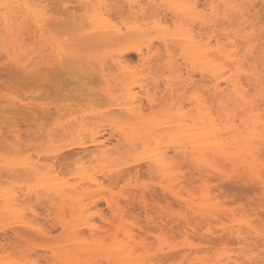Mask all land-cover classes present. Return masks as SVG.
<instances>
[{
	"label": "snow or ice",
	"instance_id": "obj_1",
	"mask_svg": "<svg viewBox=\"0 0 264 264\" xmlns=\"http://www.w3.org/2000/svg\"><path fill=\"white\" fill-rule=\"evenodd\" d=\"M0 24L5 31L0 72L6 76L14 71L17 76L12 80L6 76L2 87L5 127L15 135L0 138V173L6 178L0 195L9 208L0 217L5 237L0 264H264V197L259 216L244 205H237V211L210 197L189 199L187 208L149 198L154 184L165 191L178 185L179 166L188 164L190 156L192 167L221 176H250L264 187V0H225L203 6L194 0L147 4L142 0H0ZM100 35L121 39L97 45L95 37ZM192 46L200 51L199 60L188 56ZM37 48L47 54L46 61L35 58ZM129 49L140 53L134 66L122 63L121 53ZM44 65L67 72L75 86L47 96L43 90L27 91L25 81L51 83V72ZM197 74L199 78L193 79ZM137 82L146 94L133 92ZM137 101L142 108L145 101L154 109L160 107L167 126L181 129L180 136L175 130L171 136L184 153L182 161L179 156L169 159L151 140L128 137L127 117L114 109ZM174 115L183 119H168ZM21 121L27 125V136L19 129ZM98 124H110L116 135L135 144L105 165L115 174L107 182L100 181L99 169L93 171L95 163L86 167L78 158L59 165L57 171L64 148L85 146L88 127L95 142ZM164 126L165 122L157 125L160 130ZM68 188L73 189L71 205ZM12 193H17L14 199ZM45 199L52 201L49 215L61 221L65 232L81 221L91 224L83 219L87 211L104 220L94 227L106 235L95 238L94 233L81 241L75 257L69 258L57 236L43 229L23 231L21 226L28 227L26 213L35 215ZM85 199L106 200L111 215L105 216L101 209L82 211ZM137 201L147 223L133 222L128 215ZM69 206L72 220L65 224ZM225 218L231 224L223 223ZM213 221L221 232L216 233ZM228 233L237 238L235 248L229 247ZM189 249L206 254L192 259ZM174 250L188 255L177 262L169 255ZM137 254L151 259H126Z\"/></svg>",
	"mask_w": 264,
	"mask_h": 264
},
{
	"label": "rangeland",
	"instance_id": "obj_2",
	"mask_svg": "<svg viewBox=\"0 0 264 264\" xmlns=\"http://www.w3.org/2000/svg\"><path fill=\"white\" fill-rule=\"evenodd\" d=\"M153 42V44H155V45H157L158 46V42H156V41H152ZM144 50V53H146L147 52V46H145L144 48H143ZM154 49V51H155V48H153ZM131 57H133V59H130V61H127V64L128 65H136L137 63H139V60H138V56L137 55H134V54H132L131 55ZM126 64V65H127ZM62 71V70H61ZM11 72H13V71H9L7 74H6V76H7V79H9V80H12V79H14V77H12V73ZM50 72V71H49ZM57 72L58 73H60L59 72V70H57ZM56 72V74H58ZM15 73V72H14ZM51 73H53V72H51ZM62 73H63V71H62ZM64 73L66 74L67 72H65L64 71ZM63 73V76L64 77H68V80L67 81H65V82H68V85L70 84L69 83V81L71 82V77H70V75L69 76H65V74ZM66 74V75H67ZM16 74H14V76H15ZM51 75H53V74H51ZM54 75H55V73H54ZM6 76H5V73H3V72H0V102L2 101V99H3V96H2V87H3V81H4V79L6 78ZM57 76V75H56ZM56 76H54V77H56ZM15 77H17V76H15ZM52 78L53 79V83H51L52 85H53V87H52V89L54 88V89H57V87L59 88V86L61 85V84H65V83H61L60 84V82L62 81H60V79H62L63 77H61V76H58V77H61V78H58L57 77V79L56 78ZM66 78H65V80H66ZM69 78H70V80H69ZM199 78V76H198V74L197 75H195L194 76V79H198ZM16 79V78H15ZM58 80L59 79V81H58V84L56 85L55 84V82L57 83V81L56 80ZM54 80H55V82H54ZM64 81V80H63ZM62 81V82H63ZM114 81V80H113ZM36 82V81H35ZM30 83V84H29ZM31 83H33V85L31 84ZM38 82H36V83H34L33 81H26V83H25V85H26V90L27 91H29V92H31V91H33V89H36V90H40V88H41V90H43V92H44V94L47 96V95H55L57 92H55V91H57V90H52V89H50L51 88V86L52 85H50L49 86V84H48V88H46L45 89V87H43V86H41L39 83V85L41 86H38V84H37ZM72 85L70 86V87H67L68 85H67V83H66V86L64 85V88H66L67 87V89L66 90H69L71 87L73 88L74 86H75V81L72 79ZM99 83V79L98 80H96V84L97 85H99L98 84ZM35 84H37V87L36 86H34ZM55 84V85H54ZM114 84V83H113ZM57 86V87H56ZM115 86V85H114ZM36 87V88H35ZM62 88H63V85L61 86ZM71 88V89H72ZM136 89V91L134 90V88H133V92H136V93H139V92H141L142 90H140V88H139V86L137 87H135ZM61 89V88H60ZM44 90H46V91H44ZM61 90H63V89H61ZM66 90H64V91H66ZM47 91H50V92H47ZM143 92V91H142ZM153 92H155V88H153ZM144 93L146 94L147 93V89H144ZM2 103V102H1ZM1 103H0V105H1ZM145 103V107L144 108H142L141 107V105H140V103L137 101L135 104L137 105V108H138V110L140 109V113L139 114H142L141 113V111H143L144 113V115H143V119L144 120H146L147 121V119H151L152 117H150L149 115H152L153 114V116H154V118H155V116H157V118L160 116V115H162V114H159V116L158 115H154L155 113H162L161 111V108L160 107H156L155 109L151 106H148L147 105V101H145L144 102ZM3 104V103H2ZM134 104V105H135ZM130 105H131V103L129 104V106L128 107H130ZM133 105V104H132ZM136 105H135V107H136ZM170 106H171V104H169ZM2 106H4V105H1L0 107H2ZM169 106V107H170ZM178 106H179V104H178ZM78 107V106H77ZM124 107H126V106H124ZM132 107H134V106H132ZM176 108H177V105L175 106ZM180 107V106H179ZM177 109H179V108H177ZM0 110H1V108H0ZM2 110H3V112H2V114H4V109L2 108ZM1 110V111H2ZM11 109H9V111H10ZM1 111H0V114H1ZM52 113L54 114L55 112H56V109L55 108H53L52 110ZM69 111V110H68ZM72 110H70L69 112H71ZM1 114V115H2ZM71 114L72 115H75L76 113H74V112H71ZM149 114V115H148ZM163 114H165V113H163ZM145 115H146V118L147 119H145ZM4 116V115H3ZM2 116V117H3ZM1 117V120L2 119H5V118H2ZM54 117V116H53ZM52 117V118H53ZM66 117V116H65ZM64 117V118H65ZM67 117H69L70 118V116H67ZM149 117V118H148ZM162 117V116H161ZM161 117H159V119H162ZM55 118V117H54ZM154 118H152L151 120H153ZM90 120L92 119V118H89ZM156 119V118H155ZM0 120V121H1ZM66 120H68L67 118H66ZM70 120H71V118H70ZM69 120V121H70ZM149 121V120H148ZM71 122V121H70ZM69 122V123H70ZM1 123V122H0ZM72 123H73V121H72ZM71 124V123H70ZM1 125V124H0ZM2 126H4L3 128L4 129H6L5 128V124L3 125V123H2V125H1V127ZM128 126V125H127ZM0 127V128H1ZM77 127H79V126H77ZM4 129H2L3 131H4ZM19 129H20V131L25 135V136H27V125L26 124H24L23 123V121H21L20 122V125H19ZM77 130H78V128H76ZM128 129V128H127ZM7 130V129H6ZM8 130L10 131L11 129L10 128H8ZM71 129H69V131H70ZM90 130V133H91V130H93L92 128L90 129L89 127H88V131ZM1 131V130H0ZM2 131V132H3ZM79 131H80V129H79ZM87 131V129L85 130L84 129V132H87V134L89 133ZM96 131H98L99 133H100V131H101V133H103L102 134V138H99V139H102V141H103V139H105V138H108V140L107 139H105L106 141V145L107 146H109L106 150H108V151H110L111 153H107L106 155H107V157L110 155V154H112L113 152H116V153H114L113 154V158H114V160L117 158V157H120L123 153H125L127 150H128V148L129 147H127L126 145H122V142L120 143L121 145L120 146H118L117 145V140L119 139V140H121L122 138H121V136L119 137V135H116L115 133H114V131L112 130V128H111V125L110 124H108V125H104V124H98V128H96V130H95V132ZM129 131V130H128ZM1 132V134H3ZM6 132H8V131H6ZM5 132V133H6ZM12 132H13V130H12ZM8 133V134H10V135H14L13 133ZM76 132H78V131H76ZM69 133H71V132H69ZM100 133V134H101ZM128 133V132H127ZM1 134H0V136H1ZM79 134V133H78ZM4 135H6V134H4ZM85 135V134H84ZM89 136H91L90 134H88ZM89 136H87L88 137V139H90L89 138ZM103 137H105V138H103ZM0 138H3V136L2 137H0ZM107 141H110V142H107ZM121 141H123V140H121ZM127 140H125V142H126ZM113 142V143H112ZM124 142V141H123ZM124 142V143H125ZM123 143V144H124ZM119 144V143H118ZM68 146H70V145H67L65 148H64V150L60 153V159H59V161H58V166H57V171H60V167H59V165H63V164H65V162L66 161H72V160H76L77 159V157L75 156V157H72L73 155H72V153L74 154L75 152H77L76 150L77 149H75V148H73L72 147V145L70 146V147H68ZM127 148V149H126ZM70 149H73V150H70ZM90 149V148H89ZM169 149L170 148H168V151H169ZM78 150H80V149H78ZM74 151V152H73ZM81 151V150H80ZM79 152V151H78ZM170 153H169V155L170 156H174L175 157V154L173 155L172 153H174V151H169ZM100 154V153H99ZM115 155V156H114ZM100 157L99 158H101L102 159V157H101V155H99ZM90 158L91 157H89V158H84L83 160L87 163H83V162H81L82 164H84L86 167H89V166H92L93 165V163L92 162H96V161H91L90 160ZM105 158V157H104ZM102 159L104 162H106L107 160H110V159H112V158H110V159ZM37 159H40L39 157H37ZM47 159V157H45V158H43L42 160H41V163H43L44 162V160H46ZM78 159H79V157H78ZM87 159H89V160H87ZM91 159H93V157L91 158ZM101 159H99V162H102V160ZM80 160V159H79ZM82 160V161H83ZM113 159H112V162L114 161ZM81 161V160H80ZM88 161H91V163H92V165H90L89 164V162ZM97 161H98V159H97ZM111 161V160H110ZM110 161H107V164H110L111 162ZM98 163V162H97ZM102 164V163H101ZM97 165L96 166V168H94V169H99L100 167H102L103 165ZM104 164V163H103ZM106 164V163H105ZM89 165V166H88ZM188 164H186V165H180L179 166V171H180V173L182 174V176H180L181 178H182V181H181V183H182V185L180 184L178 187H183V189H182V191H183V193H184V197H188L189 198V196H192V194L194 193V192H201V193H203L204 191H198L199 190V186L200 185H202V187L201 188H204L203 187V184L200 182V181H202L203 183H204V181H205V179L207 178H204L202 175H201V173H203V174H206L205 173V171H206V169H203L204 170V172L202 171V170H200V171H198V169L195 167V170H197L196 172L198 173L199 172V174L201 175H199V174H197V173H195V171H194V168L192 169L191 167H190V165H188ZM104 167H105V165H104ZM94 169H93V171H94ZM101 169V168H100ZM99 169V172L97 173V178H98V180H100V181H104V182H107L108 181V179H109V177H110V175H114L115 173H113V172H111V168H107V169H109V170H107L106 168H103L102 170H100ZM104 169H106L105 171H104ZM125 170L127 169V168H124ZM123 169V170H124ZM124 170V171H125ZM146 168H144V166H142V170H141V174L142 175H144V174H146ZM96 171V170H95ZM104 171V172H103ZM110 173H109V172ZM127 171V170H126ZM209 170H207V172H208ZM212 171V170H211ZM210 171V172H211ZM210 172H208V173H210ZM105 173V174H104ZM208 173H207V175H208ZM212 173H214V172H212ZM107 174H109L108 175V177H107ZM180 174V175H181ZM216 174L217 173H215V177H212V180H210L211 179V176H212V174L210 173V177H208V179H209V182H210V184L208 183V186H207V184L205 185V187H206V189H205V191H209V190H207V187L208 188H210V191H212V194H213V197L215 198H213L214 200H216V201H213V202H220L221 204H223V206L224 207H227V208H236V210L237 211H240V209L239 208H237V205H244L245 206V208L247 209V211L248 212H251V213H254V214H256L257 216H259V211H260V200H261V195H264V193L262 194V192H264V191H262L261 193H260V190H256L255 191V189H254V191H253V189L252 188H255V186L257 187V185L255 184V183H252L251 181H249V180H247L248 179V177L246 178L245 176H240V178H239V176L238 175H240V174H236V176H238V178H235V176H233V175H235V174H232L231 175V177L233 176L234 178V180H232V178L230 177V176H228L229 178H231V180H222L221 178H223L225 175H223V177L221 176V175H217V177H216ZM106 175V176H105ZM196 175V176H195ZM198 175L200 176V177H202V178H204V179H202V180H199V178L200 177H198ZM214 175V174H213ZM205 176V175H204ZM5 178V177H4ZM215 178V179H214ZM195 179H196V181H197V179L199 180V182H200V184H199V182L197 183L196 181H195ZM201 179V178H200ZM208 179H206L207 181H208ZM223 179H227V177L225 176V178H223ZM238 179H240V180H238ZM242 179H244V181H247V183H244V181L242 180ZM2 180V181H1ZM73 180H75V178H73ZM0 188H3V186H4V184L6 183V179H3V177H1V179H0ZM206 181V182H207ZM240 181H242L241 183H240ZM251 182L252 183V185L249 183V182ZM180 182V181H179ZM196 183V184H195ZM205 184V183H204ZM178 187H176V189L178 188ZM153 188L155 189V191L153 192V193H150L149 194V198H154L155 200H156V202L157 203H160V202H164V203H169V202H171L172 204H173V206L174 207H176V208H179L181 205H183L184 207L185 206H187L186 204H184L183 202L185 201H181V202H179V201H177V198L175 199V197L172 195H166V194H164V193H167V192H165V191H161L162 189L158 186V185H153ZM200 188V189H201ZM69 190H72L71 188H68ZM172 189V188H171ZM198 189V190H197ZM258 189H259V186H258ZM69 190H67L66 189V192H67V194H68V197H69V205H71V202H72V200H71V197H72V192L70 193V191ZM172 190H174V189H172ZM178 190H180L179 192H181V189H178ZM202 190V189H201ZM204 190V189H203ZM84 190L83 189H81V192H83ZM190 192V194L191 195H189V196H187V194H186V192ZM209 191V193H207V192H204V194H210V196L209 197H211L212 198V194H211V192ZM171 192V191H170ZM170 192H168L169 194H170ZM175 193V192H174ZM182 193V194H183ZM198 193H196L197 195L196 196H194V197H197L198 196ZM200 193V194H201ZM13 194H15L14 195V197L17 195V193H12V195ZM171 194H173V193H171ZM177 194V193H176ZM180 194V195H179ZM178 194V196H181V193H179ZM206 194V195H207ZM11 195V196H12ZM166 195V196H165ZM186 195V196H185ZM203 197H205L204 195H202ZM202 196H200V197H202ZM0 197H2V195H0ZM182 197H183V195H182ZM206 197H208V196H206ZM262 197H264V196H262ZM13 198V197H12ZM188 198H187V200H188ZM4 199V198H3ZM14 199V198H13ZM185 199V198H184ZM1 200V199H0ZM179 200H182V199H179ZM2 202H4L3 200H1ZM183 203V204H182ZM2 205H4L3 203H2ZM1 205V206H2ZM85 205V207L87 208V209H91V211H96L97 209H101V210H104V212H105V216H109V215H111V213L108 211V209H107V201L106 200H101V199H96V200H87V199H85L84 200V203L82 204V205H80V207L82 206H84ZM2 207H4V206H2ZM6 207V206H5ZM4 207V208H5ZM52 207V201L51 200H47V199H45V200H42L40 203H39V205L37 206V208L35 209V215H33L32 213H26V215H28L29 216V221H27L26 223L28 224V227H23V226H21L22 227V230L23 231H32L33 229H43V230H45V231H48V232H50L52 235H54V236H57L58 238H60L61 240H62V243H63V245H64V247H65V249L67 250V254H68V256H69V258H72V255H75V251H73V253H72V250H75V245H73L72 246V244H75V243H77V242H75L76 241V239H77V236H80V235H77V236H75V233L74 232H76V231H78V229H80V231L83 229V231H81V232H83L84 233V236H83V234H81V236H83V240H86V239H88V238H90V235H91V229L90 228H93V233H92V235L91 236H94V233L95 234H97L96 236H95V238H99L100 236H102V235H106V233H103V232H99L98 231V227H94V226H100V225H103L104 224V220H102V219H100L99 217H97V216H91L88 212H86V215L84 216L85 218H84V220H90L91 221V226H93V227H90L89 225V228H88V226L86 225L85 226V229H84V224L81 222L80 223V226H78V229L77 228H75L76 229V231H75V229H73V228H69L68 230H67V232H65L64 231V228L63 227H61V221L60 220H58V219H56L54 216H50L49 215V208H51ZM1 208V207H0ZM4 208L3 209H1V211L3 212V210H4ZM85 208V209H86ZM84 209V208H83ZM81 210H82V208H81ZM84 212V213H85ZM142 214H143V219H142ZM1 215H3V214H1ZM128 215L130 216V217H134V220H133V222H135V221H141L142 220V222L143 223H147V218H146V216H147V214L146 213H144V210H143V208H142V206L140 205V203L137 201V202H135L133 205H132V207L129 209V211H128ZM86 216H87V218H86ZM2 217V216H1ZM209 219V218H208ZM72 220V212H71V207L69 206V210H68V214H67V216L64 218V221H63V223H65V224H67V223H69L70 221ZM210 220H211V217H210ZM223 223H227V224H231V219L230 218H225L223 221H222ZM81 225H83L82 227H81ZM80 227V228H79ZM213 227L216 229V233H218V232H221V230L222 229H220L216 224H215V222L213 221ZM87 228V229H86ZM89 229V232L88 231H86V230H88ZM74 230V231H73ZM91 230V231H90ZM80 231H78V232H76V234L77 233H79ZM135 231L138 233V228L137 229H135ZM80 232V233H81ZM73 233H74V236L76 237V238H73L74 236H73ZM216 233H214L213 235H214V237H215V235H216ZM229 234L230 235H232V238H233V234H231V233H228V239L229 240H231L232 238H231V236H229ZM80 236V237H81ZM13 237L12 236H9L8 237V239H12ZM82 238V237H81ZM72 239H73V241L75 242V243H73V241H72ZM75 239V240H74ZM78 239H80L79 237H78ZM78 239H77V241H78ZM236 237L234 236V239L233 240H231V242L229 243V247L230 248H235V246H236ZM4 240H5V237H4V234H3V232H0V242H1V244L4 246ZM235 240V241H234ZM81 241H82V239H81ZM78 242H80V241H78ZM3 246H0V247H3ZM78 248V246L76 247V249ZM189 252L190 253H192V258H195V257H197V258H199V257H203V256H205V252H203V251H200V252H198V251H196V250H194V249H189ZM194 254V255H193ZM197 254V255H196ZM212 254H214V253H208V255H212ZM169 255H171L177 262H179V261H183L185 258H186V256L188 255L187 253H185V252H183V251H176V250H174V251H172L171 253H169ZM128 257H130L131 259H137V258H139V259H144V258H146V259H151V257L150 256H148L147 254L146 255H144V256H140L139 254H137V256H135L134 258L133 257H131V256H128ZM196 259V258H195Z\"/></svg>",
	"mask_w": 264,
	"mask_h": 264
},
{
	"label": "bare ground",
	"instance_id": "obj_3",
	"mask_svg": "<svg viewBox=\"0 0 264 264\" xmlns=\"http://www.w3.org/2000/svg\"><path fill=\"white\" fill-rule=\"evenodd\" d=\"M6 2H8V3H25V2H30V0H6ZM76 2L77 3H80V2H89V0H76ZM96 2H112V0H96ZM121 2H127V0H121ZM142 2L143 3H156V2H167V0H142ZM194 2H197V3H199L201 6H203L204 4H206V3H211V2H225V0H194ZM248 2L249 3H259V0H248ZM116 13L115 12H113V15H115ZM21 19H22V17H21ZM9 39H11V37H9ZM119 39H121V37H119V36H116V35H114V36H103V35H100V36H97V37H95V43L97 44V45H104V44H110V43H112L113 41H115V40H119ZM4 40H5V31H4V26L2 25V24H0V47H2V45H3V43H4ZM153 43V42H152ZM156 44V43H155ZM148 49V48H147ZM144 50V49H143ZM28 51H31V47H29L28 48ZM49 52H51V48H49V50H48ZM153 51H154V49H153ZM147 52H148V50H147ZM146 52V53H147ZM132 54H134V55H137L138 56V60L140 61V59H141V57H140V53L138 52V51H135V50H131V49H129L128 51H125V52H122L121 53V55L123 56V60H122V63H124V64H127V61H130V59H133V57H131V55ZM34 56H35V58H37V59H39V60H41V61H46L47 59H48V56H47V54H45V53H41L40 52V50H39V48H37V53L36 54H34ZM188 56L190 57V59L192 60V61H196V60H199V58H200V56H201V53H200V51L195 47V46H192V47H190L189 48V50H188ZM31 58V57H30ZM128 65V64H127ZM44 67H45V70L46 71H50V72H53V73H51V74H53L52 75V78L54 77V76H56V77H54V78H56L57 79V77L58 76H61V77H63L62 79H60V81L62 80H64L63 82L61 81L60 82V84L61 83H65V84H61L60 86H59V88L57 87V89H54V90H58V89H63V90H66L67 89V87H70L71 85H72V79H71V82L69 81V83L71 84H69L68 85V82H65V81H67L68 80V77L66 78V77H64L63 76V73H64V71L62 70V69H60V68H48L47 67V65H44ZM57 70H59V72L60 73H58L57 72ZM63 71V73H62V71ZM56 72L58 73V74H56ZM12 73V77H14V79L15 78H17V77H15L14 76V71L13 72H11ZM54 73H55V75H54ZM65 74V73H64ZM67 74V73H66ZM65 74V76H69L68 74L66 75ZM61 77H58V78H61ZM71 77V76H70ZM65 78H66V80H65ZM55 79V80H56ZM193 79H194V77H193ZM55 80H54V82H55ZM69 80H70V78H69ZM52 81H53V79H52ZM51 81V83H53ZM57 81V83L55 82V84L57 85L58 84V81H59V79L58 80H56ZM34 83H36V82H38L40 85H41V83L39 82V81H33ZM25 83H26V81H25ZM37 83V84H38ZM51 83H49V86L50 85H52ZM66 83H67V87L66 88H64V85L66 86ZM101 83V81L99 80V83L98 84H100ZM113 86L114 85H116V81L114 80L113 81ZM30 84V83H29ZM32 85H33V83H31ZM37 84H35L34 86H36L37 87ZM38 84V86H40ZM54 84V85H55ZM59 85V84H58ZM63 85V88L61 87ZM138 85H139V82H137V84L136 85H133V88H134V90L136 89L135 87L137 86L138 87ZM41 86H43V87H45V89L46 88H48V84L47 85H41ZM40 86V87H41ZM35 87V88H36ZM52 87H53V85L51 86V88L50 89H52ZM115 87V86H114ZM72 88V87H71ZM70 88V89H71ZM52 89V90H53ZM39 90V89H38ZM40 90H41V88H40ZM47 90V89H46ZM46 90H44V91H46ZM133 90V91H134ZM137 90V89H136ZM135 90V91H136ZM140 90H142V89H140ZM67 91V90H66ZM143 92H144V89L142 90ZM47 92H50V91H47ZM55 92H57V91H55ZM134 93H136V92H134ZM1 100V99H0ZM2 103H3V99H2V101H1ZM0 102V103H1ZM1 103V105H4V104H2ZM0 105V106H1ZM136 105V104H135ZM135 105L133 104H131L130 105V107H128L129 106V104L128 105H125L126 107H124L123 106V108H121V107H117V108H115L114 109V111H117V112H120V111H123L124 112V115H125V117H127V120H126V124L128 125L127 126V135H128V137L129 138H132V139H135V140H139V139H141V138H143V139H145V140H151L154 144H156V146L157 147H159V148H161L162 150H163V153H166L167 154V156L169 157V159H171L172 157H174V156H170L169 155V151H174V153H172L173 155L175 154V156H179L180 157V160L182 161L183 159H184V153H183V151H178V149L174 146V142H173V139H172V136H171V133L175 130V132H176V135L177 136H180L181 135V129H179L178 127H176L175 129H173L172 127H168L167 126V123H166V120H165V117H166V114H163V112L162 113H155L154 115H158L159 116V114H162V115H160L159 117H161L162 119H159V117L157 118V116H155V118H154V116H153V114L152 115H149L150 117H152V118H154L153 120H151L149 117V119H147L146 118V115H145V119H147V121L146 120H144L143 118V111H141V113L143 114H139L140 112V109L138 110V108H137V105H136V107H135ZM132 106H134V107H132ZM170 106V105H169ZM180 106V105H179ZM178 106V104H177V108H180ZM151 107V106H150ZM171 107V106H170ZM1 108V110H2V108L4 109V106H2V107H0ZM0 110V111H1ZM71 109H69V111H70ZM2 112H3V110L1 111V114H2ZM10 112H11V110H10ZM72 112V111H71ZM70 112V113H71ZM0 114V120H1V117L4 115V114H2L1 115ZM55 117V116H54ZM54 117H53V119H54ZM2 118H4V116L2 117ZM68 119V121L70 120V118L69 117H65L64 119ZM168 119H171V120H173V121H179V120H181V119H183V117L182 116H180V115H174V116H172V117H169ZM149 120V121H148ZM71 121V122H70ZM69 122L70 123H72V120H70ZM1 123V125H2V123H3V125L5 124L4 123V119H2L1 121H0ZM160 122H165V126H164V128H163V130H160L158 127H157V125L160 123ZM1 125H0V127H1ZM4 126H2L1 128H0V134H1V132L3 131L2 129H4L3 128ZM6 128V127H5ZM10 128V127H9ZM76 128H78V130L76 129V131H78V132H76L77 134L78 133H80V131H79V127H76ZM90 129H91V127H89ZM96 128H98V125L96 126ZM7 129V130H6ZM6 129H4V131L6 132V131H8V132H2L3 134H1V136L0 137H4V136H6V135H10V134H8V133H11L12 132V129L9 131L8 130V128H6ZM87 129V131H88V128H86ZM85 129V130H86ZM96 130V129H95ZM129 130V131H128ZM93 130H91V132H92ZM156 131H159V135H157L155 138H153L152 137V133L153 132H156ZM69 132H72V129L69 131ZM89 133L88 134H90V130L88 131ZM13 134H14V131L12 132ZM100 133H101V131H100ZM98 131H96V140H95V142H93V140H92V137L91 136H89L88 134H87V132H84V134L86 135V136H89V138L90 139H88V142H87V144L85 145V146H83V147H81L80 145H72V147L73 148H75V149H77L76 151L77 152H75L74 154L72 153V157H75L76 155L79 157V159L81 160V162H83L84 164L87 162H85L83 159L84 158H89V157H93V159H91L90 158V160L91 161H94V158H95V161L96 162H92V163H95V168H96V166L99 164H101V165H103L102 167H100L99 169L100 170H102L103 168H106V167H104V165H106L107 164V161H110L111 163H112V159L114 160V158H113V154L114 153H116V152H113L112 154H110L108 157H107V155L109 154V153H111L110 151H108V150H106L109 146H107L106 144V140L105 139H107L108 140V138H105V137H103V138H105V139H103V141H102V139H99V138H102V134L103 133H101L100 134ZM4 134H6V135H4ZM69 134H71V133H69ZM15 135V134H14ZM165 136H167V138L165 139V138H163V137H165ZM119 137H120V135H119ZM122 138V137H121ZM121 140H123L124 142H125V140L124 139H121ZM121 140H117V142L119 143H117V145L118 146H120L121 144V142H122V145H126L127 147H135V144H129V142L128 141H126L125 143L123 142V141H121ZM156 141H159V143L157 144L156 143ZM107 142H110V141H107ZM113 143V142H112ZM124 143V144H123ZM71 146V145H70ZM70 146H68V147H70ZM90 148V149H89ZM168 148H170L169 149V151H168ZM78 149H80V150H78ZM127 149V148H126ZM70 150H73V149H70ZM79 151V152H78ZM74 152V151H73ZM100 153V154H99ZM108 153V154H107ZM76 154V155H75ZM107 154V155H106ZM99 155H101V157H102V159L104 158V159H110V158H112V159H110V160H107L106 162H104L101 158H99L100 156ZM76 156V157H77ZM115 156V155H114ZM77 157V158H78ZM97 159H98V161H97ZM99 159H101L102 160V162H99ZM83 160V161H82ZM87 160H89V159H87ZM91 161H88L89 162V164L90 165H92V163H91ZM98 162V163H97ZM104 163V164H103ZM106 163V164H105ZM110 163V164H111ZM83 164V165H84ZM87 164V163H86ZM110 164H108V165H110ZM191 164V156L189 157V161H188V165H190ZM98 165V166H99ZM187 165V166H188ZM87 166V165H86ZM89 166V165H88ZM97 166V167H98ZM143 166V165H142ZM142 166H141V169H142ZM90 167V166H89ZM190 167H191V165H190ZM110 168V167H109ZM145 168V167H144ZM192 169L194 168V171H195V173H197L196 171L197 170H195V167H191ZM197 169H198V171H200L201 170V168H199V167H196ZM94 169V168H93ZM98 169V168H97ZM107 169V168H106ZM106 169H104V171L106 170ZM204 169H206V171H205V173L206 174H203V173H201V175L204 177V178H206V179H208V177H210L211 175H210V173L212 174V176H211V179L210 180H212V177H215V173H212L213 171H211V169H208V168H204ZM96 169H94V171H95ZM107 170H109V169H107ZM125 170V169H124ZM127 170V169H126ZM125 170V171H126ZM207 170H209L208 172H210V173H208L207 172ZM103 171V172H104ZM146 171V170H145ZM203 172H204V170H202ZM109 172V171H108ZM111 172H112V170H111ZM201 172V171H200ZM110 173V172H109ZM207 173H208V175H207ZM105 174V173H104ZM181 174V173H180ZM197 174H199V172L197 173ZM214 174V175H213ZM108 175L109 174H107V177H108ZM200 175V174H199ZM198 175V177H200ZM205 175V176H204ZM217 175L219 176L220 174H216V177H217ZM238 175V174H237ZM106 176V175H105ZM180 176H182V174L180 175ZM196 176V175H195ZM225 176L227 177V179H223V178H225ZM223 178H221L222 180H231V178H232V180H234L235 178H238V176H239V178H240V176H242V175H238V176H236V174L235 175H233V176H235V178L232 176L231 177V175H225ZM228 176H230L231 178H229ZM244 176V175H243ZM1 177H3V179H6V178H4L5 176L2 174V173H0V179H1ZM201 178V179H200ZM199 178V180H202V179H204V178H202V177H200ZM234 178V179H233ZM205 179V181H204V183L202 182V181H200L202 184H203V187L204 188H201L202 187V185H200L199 187L202 189H200L199 188V190L198 191H204V192H207V191H205V189H206V187H205V185L207 184V186H208V183L210 184V182H209V179H208V181ZM215 179V178H214ZM241 179V178H240ZM240 179H238V180H240ZM199 180L197 179V181L199 182ZM231 180V181H232ZM243 181H244V179H242ZM247 180H249V181H251L252 182V178L249 176L248 177V179ZM2 181V180H1ZM0 181V182H1ZM179 183L182 185V183H181V181H182V178L181 177H179ZM195 181H196V179H195ZM196 181V182H197ZM207 181V182H206ZM248 181V182H249ZM197 182V183H198ZM200 182H199V184H200ZM242 181H240V183H241ZM251 182H249L251 185H252V183ZM173 183H176L175 181L173 182ZM178 183V185L176 186V187H178L180 184ZM243 183V182H242ZM244 183H247V181H244ZM196 184V183H195ZM256 185H257V187L255 186V188H252L253 189V191H254V189H255V191L256 190H260V193L262 192V191H264V187H261L260 185H259V183H255ZM258 186H259V189H258ZM176 187L175 188H172V189H174V190H172L171 189V187H169V190L168 191H165L164 190V188H161L162 190V192L163 191H165V192H167V193H164V194H166V195H173L174 197H175V199L177 198V196H178V194L179 193H181V196H180V199H182V200H178L177 199V201H179V202H181V201H184L183 203L184 204H186V201H187V198L186 197H184V193H183V191H182V189H183V187H178L177 189H176ZM178 189H181V192H179L180 190H178ZM204 189V190H203ZM67 190H69V189H67ZM207 190H209L210 191V188H208L207 187ZM70 191V193L71 192H73V189L72 190H69ZM171 191V192H170ZM209 191L207 192V193H209ZM168 192H170V194L168 193ZM175 192V193H174ZM204 192L203 193H201V192H194L193 194H192V196H189V195H191L190 194V192H186V194H187V196H189V198H188V200L189 199H192V198H196V197H194V196H196L197 194L196 193H198V196L197 197H200V196H202V195H204L205 197L206 196H210V194H204ZM211 192V194H212V191H210ZM171 193H173V194H171ZM177 193V194H176ZM183 193V194H182ZM201 193V194H200ZM264 192H262V194H263ZM72 194V193H71ZM189 194V195H188ZM12 195V194H11ZM14 195L15 194H13L10 198H15L14 197ZM165 195V196H166ZM180 195V194H179ZM182 195H183V197H182ZM186 196V195H185ZM262 196H264V195H261V197ZM203 197V196H202ZM4 197L2 196V197H0V199L1 200H3L4 202H2L1 200H0V217L1 216H3L6 212H8L9 211V208L6 206V201H5V199H3ZM12 198V199H13ZM185 198V199H184ZM211 198V197H210ZM214 197H213V194H212V200L213 201H216V200H214L213 199ZM2 203L4 204V205H2ZM182 203V204H183ZM215 203V202H214ZM6 206L5 208L4 207H2V206ZM82 205V204H81ZM187 205V204H186ZM4 208V210H3V212L1 211V209H3ZM80 208H82V211L83 210H85V205L82 207H80ZM84 208V209H83ZM185 208H187V206H185ZM87 209V208H86ZM87 212V211H86ZM86 212L84 213L85 215H86ZM1 214H3V215H1ZM84 215V216H85ZM194 215V214H193ZM85 217H83V219H84ZM86 218H87V216H86ZM212 219V218H211ZM209 220H210V217H209ZM82 222V221H81ZM80 222V223H81ZM83 223V222H82ZM79 226H80V224H79ZM83 225H81V227H82ZM85 226L86 225H84L83 227H84V229H85ZM88 226V225H87ZM89 226L90 227H93V226H91V224H89ZM89 226H88V228H89ZM77 229H78V227H76ZM80 228V227H79ZM81 229V228H80ZM80 229H78V231H80ZM87 229V228H86ZM91 230V235H92V233H93V228H90ZM74 231V230H73ZM75 231H76V229H75ZM78 231H76V232H78ZM81 231H83V229L81 230ZM80 231V232H81ZM86 231H88L89 232V229L88 230H86ZM222 231V230H221ZM76 232H74L75 233V236H77L78 234H76ZM79 232V235L81 236V234H83V236H84V233L83 232H81L80 233ZM74 233H73V236H74ZM90 233V232H89ZM232 234V233H231ZM90 235V237H93V236H91ZM73 237V238H76V237ZM77 236V239H78V237L80 238V239H78V241H80V242H78L77 241V239H76V241L75 242H77V243H75L74 241H73V239H72V241H73V243H75V244H72V246L73 245H75V249H76V247L78 246V248L80 247V245H81V239H82V241H84L83 239V236ZM229 236H231V238H232V235H230L229 234ZM85 237V236H84ZM234 239V235H233V238L231 239V240H233ZM75 240V239H74ZM87 240V239H86ZM230 240V241H231ZM236 240V242H237V238L235 239ZM234 240V241H235ZM0 246H3L2 244H1V242H0ZM73 251L74 250H72V253H73ZM74 254V253H73ZM192 254V253H191ZM194 255V254H193ZM197 255V254H196ZM75 257V255H72V258H74ZM132 257V256H131ZM134 258V257H133ZM196 259H198L197 257H195ZM195 258H192V259H195ZM200 258V257H199ZM126 259H129V260H135V258L134 259H131L130 257H126ZM144 259H146V258H144Z\"/></svg>",
	"mask_w": 264,
	"mask_h": 264
}]
</instances>
